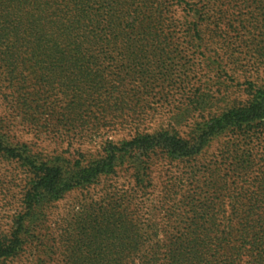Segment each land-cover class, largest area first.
I'll list each match as a JSON object with an SVG mask.
<instances>
[{
	"label": "trees",
	"instance_id": "trees-1",
	"mask_svg": "<svg viewBox=\"0 0 264 264\" xmlns=\"http://www.w3.org/2000/svg\"><path fill=\"white\" fill-rule=\"evenodd\" d=\"M246 23H264V0H0L2 112L89 120L48 151L16 141L0 115V157L13 168L0 199L18 187L0 264H264V154L239 155L235 144L264 137L262 86L222 110L196 88L165 127L107 121L147 120L142 91L158 81L154 71L168 77L159 60L173 54L178 32L198 49L204 25L212 26L214 54L232 64L236 43L226 32ZM252 49L264 58V36ZM117 130L134 135L107 137ZM228 135V172L201 182L185 164ZM123 177L136 192L108 187L98 208L55 211L71 195Z\"/></svg>",
	"mask_w": 264,
	"mask_h": 264
},
{
	"label": "rangeland",
	"instance_id": "rangeland-1",
	"mask_svg": "<svg viewBox=\"0 0 264 264\" xmlns=\"http://www.w3.org/2000/svg\"><path fill=\"white\" fill-rule=\"evenodd\" d=\"M222 3V2H221ZM249 17V16H247ZM254 20L257 18L254 15ZM257 21V20H256ZM212 26L208 24L203 28V43L199 42L201 48H193L188 39H185L183 32L180 31L174 39V44L171 45L173 54L170 56H164L160 58V68H171L168 72V77L162 78L160 76V69L154 71L152 75L155 81L146 93L142 91V116L147 120H107L108 123L117 124L125 123V125L131 128H136L138 125L147 124L149 128L165 127L174 120H167V116L171 113L172 109L184 103L186 93H190L196 88H199L204 96V102L208 105L210 102L214 103V108L218 107L219 110L224 108L225 104L231 101L237 100L244 102L248 100L250 96L247 88L258 89L259 86L264 88V58L257 57L253 52V46H256L264 35V23L258 26L256 23L250 25L246 23L241 27L230 29L226 32V37L229 41L236 43L232 49L234 63L232 61L218 58L214 54L216 46L209 41V33L212 30ZM200 41V39H199ZM203 51V52H202ZM222 64L221 68L217 67V64ZM235 67V73H229L228 69ZM173 70V71H172ZM231 75V78L228 74ZM240 80V81H239ZM241 84L243 86L239 87ZM209 106V105H208ZM1 117L9 127L11 135L16 138V141L23 142L28 146L35 149L44 150H59L58 144L62 138L66 140L67 136L76 134L78 126L83 121L89 120H48L44 114H37L36 120L23 117L19 112L13 113V111L2 112L0 108ZM7 115V116H6ZM157 117V118H154ZM74 126L72 129L71 125ZM118 129V128H117ZM134 130V129H133ZM129 130H117L116 132L108 133L109 137L113 141L129 139L134 135V131ZM185 132V130H182ZM187 132V131H186ZM238 140V139H237ZM234 137L228 135L216 142L207 153L206 157L198 162H189L185 164L187 167L195 166V171L198 172L201 182L204 180H210L211 175L217 178L227 173L228 166L223 160L225 157V146L234 144ZM239 155L244 154L250 148L254 150V153L264 154V137H262L259 143L254 142L250 145H244L242 142H235ZM94 146V144L92 145ZM62 147V146H61ZM245 152V153H246ZM176 165V164H175ZM154 166V173H157V168ZM177 167V166H176ZM179 167V166H178ZM182 168V165L180 166ZM13 170L12 166L5 163L0 157V181L4 176L8 177ZM181 171V170H180ZM186 172L183 169L182 173ZM188 172V171H187ZM157 182V181H156ZM158 183V182H157ZM108 187L115 188L120 191L130 194V192L137 189L133 188V183L128 177H123L117 180L116 183L111 181H103L98 187L91 190H85L71 195L66 199L59 210H55L57 213L64 212L66 214L79 213L82 208H98L108 202L107 190ZM9 190L8 197L6 199H0V233L5 234L9 230L11 217L13 215L14 208L9 205L12 204L11 196L15 192L18 197L17 191L14 185L7 187ZM15 190V191H14ZM158 195V192H157ZM140 196V195H138ZM142 199V198H141ZM137 198V202L141 201ZM198 197H196V200ZM138 216L137 219L142 224V205L137 204ZM133 208H129L131 212ZM132 213V212H131ZM129 214V213H128Z\"/></svg>",
	"mask_w": 264,
	"mask_h": 264
}]
</instances>
